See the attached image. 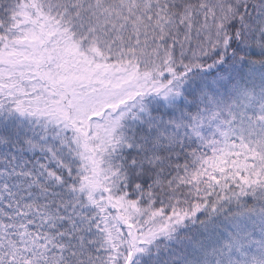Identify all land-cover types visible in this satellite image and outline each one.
Segmentation results:
<instances>
[{
	"label": "snow or ice",
	"instance_id": "snow-or-ice-1",
	"mask_svg": "<svg viewBox=\"0 0 264 264\" xmlns=\"http://www.w3.org/2000/svg\"><path fill=\"white\" fill-rule=\"evenodd\" d=\"M0 264H264V0H0Z\"/></svg>",
	"mask_w": 264,
	"mask_h": 264
}]
</instances>
